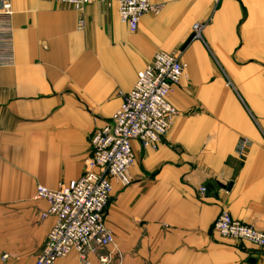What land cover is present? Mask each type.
<instances>
[{
    "label": "crops",
    "instance_id": "0c3cea01",
    "mask_svg": "<svg viewBox=\"0 0 264 264\" xmlns=\"http://www.w3.org/2000/svg\"><path fill=\"white\" fill-rule=\"evenodd\" d=\"M9 1L15 64L0 67V264L35 261L55 224L42 218L48 203L37 187L82 176L92 132L159 51L187 63L169 96L178 114L157 149L132 142L133 181L113 180L105 211L115 244L90 263L264 264V248L213 229L222 209L264 228V0H150L162 9L135 32L118 0L83 10ZM197 22L206 23L202 38L193 37ZM241 138L251 141L243 156ZM55 264L81 263L74 251Z\"/></svg>",
    "mask_w": 264,
    "mask_h": 264
},
{
    "label": "built area",
    "instance_id": "2783aa9c",
    "mask_svg": "<svg viewBox=\"0 0 264 264\" xmlns=\"http://www.w3.org/2000/svg\"><path fill=\"white\" fill-rule=\"evenodd\" d=\"M55 1L83 10L99 0ZM219 1L215 0L216 4ZM161 9V4L150 0H118L120 19L132 32L137 31L142 16L157 14ZM13 16L11 1L0 0V67L15 64ZM205 26V22L193 25L195 38H202ZM186 68L180 52H157L138 72L134 86L120 92L121 105L110 120L92 132L91 155L85 160L82 176L57 189L37 187L36 198L48 203L42 218L54 216L55 224L32 264H55L74 251L79 254L81 264H91V254L115 244V235L105 223V211L114 190L113 180L123 186L132 183L130 170L136 160L134 140L143 148L157 149L166 137L178 114L169 96L185 75ZM250 144L248 138H241L237 154L243 156ZM206 192L207 188L202 186L200 193ZM213 229L222 237L264 248V228L238 220L225 209L217 216ZM100 261L107 263L108 257L101 256Z\"/></svg>",
    "mask_w": 264,
    "mask_h": 264
},
{
    "label": "water",
    "instance_id": "95a60500",
    "mask_svg": "<svg viewBox=\"0 0 264 264\" xmlns=\"http://www.w3.org/2000/svg\"><path fill=\"white\" fill-rule=\"evenodd\" d=\"M193 37H194V35H193Z\"/></svg>",
    "mask_w": 264,
    "mask_h": 264
}]
</instances>
